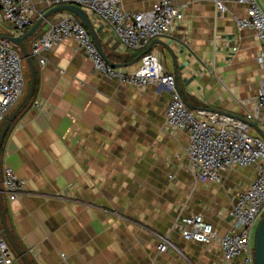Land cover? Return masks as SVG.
<instances>
[{"label": "crops", "instance_id": "obj_1", "mask_svg": "<svg viewBox=\"0 0 264 264\" xmlns=\"http://www.w3.org/2000/svg\"><path fill=\"white\" fill-rule=\"evenodd\" d=\"M157 1L122 0V8L135 14ZM171 1L183 7L184 20L170 36L142 50L121 48L114 33L91 15L95 39L89 34L111 64L127 71L138 68L140 55L156 54L190 110L245 118L263 78L260 41L235 21L247 17L248 4L219 0L226 12L217 13L215 0ZM254 1L264 14V0ZM52 8L35 2L42 15ZM2 22L0 13V34H8ZM47 27L44 21L28 38L29 48L25 41L29 53ZM42 56L44 65L32 57V102L21 109L0 146V207L31 264H243L242 257L225 263L215 244L185 240L177 224L200 215L219 236L238 231L232 206L255 169H231L220 184L196 180L186 132L165 123L168 89L137 88L96 73L71 38ZM4 166L24 181L17 200H8L3 191ZM160 236L174 247L158 252Z\"/></svg>", "mask_w": 264, "mask_h": 264}, {"label": "built area", "instance_id": "obj_2", "mask_svg": "<svg viewBox=\"0 0 264 264\" xmlns=\"http://www.w3.org/2000/svg\"><path fill=\"white\" fill-rule=\"evenodd\" d=\"M35 2L49 8L61 5L79 7L113 32L119 46L127 50H142L153 40L170 36L184 20L183 7L171 0H158L150 10L135 14L123 10L122 0H0L1 20L10 28V32L4 35L22 36L32 26L35 16L38 15L36 21L43 16L37 13ZM237 2L248 4L247 17L235 21L238 29H251L259 39L257 62L263 73L254 109L243 119L219 112L190 110L177 89L174 75L163 69L158 56L152 52L143 54L134 71L111 66L99 53L88 29L70 12L56 20H45L47 30L32 43L30 55L44 65L42 54L71 38L92 62L96 73L137 88L158 84L168 89L171 100L165 111V123L167 128L186 132V155L196 180L220 184L222 175L229 170L253 167L255 178L247 189L237 193L232 206L231 216L238 231L219 236L212 224L200 215L183 218L177 229L187 241L207 246L215 244L221 248L225 263L242 257L243 264H254L250 240L264 215V14L254 0ZM215 7L217 13L226 12L225 5L219 0H215ZM24 86V65L19 51L9 41L0 39V123L21 98ZM33 105L39 107L40 103L34 101ZM251 130L255 135H250ZM1 184L10 201L21 198L24 193V181L8 166L2 170ZM159 238L158 252L174 247L166 237ZM0 264H22L15 258L2 229Z\"/></svg>", "mask_w": 264, "mask_h": 264}, {"label": "water", "instance_id": "obj_3", "mask_svg": "<svg viewBox=\"0 0 264 264\" xmlns=\"http://www.w3.org/2000/svg\"><path fill=\"white\" fill-rule=\"evenodd\" d=\"M60 11H65V12H70L74 14L80 22L88 29L89 33L92 35V37L95 39V34L93 27L90 23V20L87 16V14L80 9L77 6L74 5H61L54 7L50 9L47 13H45L41 18L37 20V22L22 36H8L4 34H0V39H4L6 41H9L12 43L17 50L19 51L22 60L27 64L28 71H29V76H30V81H29V86H28V91L26 95L24 96L22 102L20 105L10 114V116L5 120L4 125L2 126L0 130V146L3 142V139L13 123V121L16 119V117L20 114L21 109L25 107L27 103L30 102L33 91H34V86H35V68H34V63L33 59L28 51V48L25 45V41L33 36L37 30L40 28L42 23L52 14L60 12ZM94 44L96 48L98 49L99 53L103 57V59L110 64L111 66H117L113 65L109 62L108 58L105 56L103 51L101 50L100 46L98 45L97 41H94ZM143 55H140L138 58H141ZM137 58V59H138ZM0 225L2 228V231L5 235V238L7 242L9 243L10 247L14 251V253L17 255V258L21 261L22 264H31V262L28 260L26 257L25 253L21 250L17 242L15 241L9 226L7 224L6 218L4 216V213L0 207ZM253 256H254V264H264V215L261 217L255 234H254V250H253Z\"/></svg>", "mask_w": 264, "mask_h": 264}, {"label": "trees", "instance_id": "obj_4", "mask_svg": "<svg viewBox=\"0 0 264 264\" xmlns=\"http://www.w3.org/2000/svg\"><path fill=\"white\" fill-rule=\"evenodd\" d=\"M37 22V21H36ZM36 22H34V24L36 23ZM34 24H32V26L34 25ZM31 26V27H32ZM30 27V28H31ZM29 28V29H30ZM28 29V30H29ZM23 63L25 64V62L23 61ZM28 85H29V76L27 75L26 76V84H25V90H24V93H23V95L21 96V98H20V100L22 101V99L24 98V96L26 95V92H27V90H28ZM32 102V99H31V101L29 102V103H27L26 105H25V107H24V109L25 108H27L29 105H30V103ZM8 117V116H7ZM5 120H6V117H5V119L0 123V130H1V128H2V126L4 125V122H5ZM0 229H2L1 228V225H0ZM23 251V250H22ZM12 252H13V254H14V256H15V258H17V255L14 253V251L12 250ZM24 252V251H23ZM25 253V252H24ZM21 262V261H20Z\"/></svg>", "mask_w": 264, "mask_h": 264}, {"label": "rangeland", "instance_id": "obj_5", "mask_svg": "<svg viewBox=\"0 0 264 264\" xmlns=\"http://www.w3.org/2000/svg\"><path fill=\"white\" fill-rule=\"evenodd\" d=\"M77 20H79V19L77 18ZM2 23H3V22H2ZM3 26L5 27V31H6V32H10V28L8 27L7 24L3 23ZM7 28H8V30H7ZM29 39H30V38H29ZM29 39L26 40V42H27V44H28V45H27L28 48L30 47L29 42H28ZM23 64H24V63H23ZM26 72H27V71L24 70V75H25V76H24V81H25V84H26ZM249 133H250V135H255V133L253 132V130H251ZM257 225H258V224H257ZM256 228H257V226H256ZM256 228H255V231H256ZM255 231H254V232H255ZM252 250H254V239H253V241H252Z\"/></svg>", "mask_w": 264, "mask_h": 264}]
</instances>
